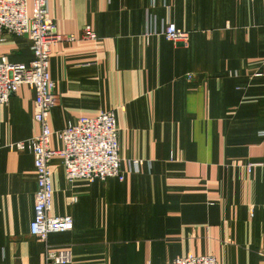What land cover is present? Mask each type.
<instances>
[{
	"label": "crops",
	"instance_id": "0c3cea01",
	"mask_svg": "<svg viewBox=\"0 0 264 264\" xmlns=\"http://www.w3.org/2000/svg\"><path fill=\"white\" fill-rule=\"evenodd\" d=\"M49 8L57 33L76 36L53 48L51 149L62 150L57 133L70 124L114 111L124 179L69 184L53 156L50 215H70L74 227L46 243L33 236L34 158L8 149L39 133L35 92L22 86L0 106V264H53L47 246L70 250L71 264H170L189 254L264 264V0H50ZM149 21L157 30L175 24L187 43L146 40ZM85 26L95 40L82 38ZM31 47L28 36H6L0 58L29 64Z\"/></svg>",
	"mask_w": 264,
	"mask_h": 264
},
{
	"label": "built area",
	"instance_id": "2783aa9c",
	"mask_svg": "<svg viewBox=\"0 0 264 264\" xmlns=\"http://www.w3.org/2000/svg\"><path fill=\"white\" fill-rule=\"evenodd\" d=\"M50 0H0V40L6 36H28L32 43L33 60L29 64L10 63L6 57L0 58V106L7 105L19 89L26 85L35 92L34 120L39 133L27 140L14 142L8 146L13 152H30L34 158L37 175V191L34 205V219L30 233L46 243L50 234L69 232L74 227L73 217H52L53 185L50 162L53 156L63 160L65 179L69 184L76 181L95 182L110 178L123 180L119 155V130L114 111L103 112L94 118L83 117L76 123L59 131L63 143L60 152L51 149L53 132L50 127L51 111L58 106L59 96L55 93L50 76V62L53 48L62 41L73 42L75 35H61L50 16ZM32 8L30 10L29 5ZM155 35L166 41L186 44L188 34L175 24L168 23L157 30L148 23L146 40ZM84 40H95L96 34L90 26L82 30ZM264 138V130L259 132ZM142 162H131L130 172L138 173ZM260 164H251L249 171ZM77 198H74V202ZM254 207H252V212ZM46 260L53 264H71L70 250H54L47 246ZM170 264H219L213 255L196 256L189 254L177 258Z\"/></svg>",
	"mask_w": 264,
	"mask_h": 264
}]
</instances>
